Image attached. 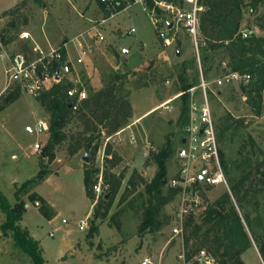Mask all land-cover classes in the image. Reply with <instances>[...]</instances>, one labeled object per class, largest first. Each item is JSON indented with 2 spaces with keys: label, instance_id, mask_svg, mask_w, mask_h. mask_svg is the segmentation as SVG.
Segmentation results:
<instances>
[{
  "label": "rangeland",
  "instance_id": "rangeland-1",
  "mask_svg": "<svg viewBox=\"0 0 264 264\" xmlns=\"http://www.w3.org/2000/svg\"><path fill=\"white\" fill-rule=\"evenodd\" d=\"M245 11L241 31L248 32V37L264 36L259 27L264 3L257 12L249 13L248 8ZM105 12L98 0H0V18L4 19L0 38L7 50H21L31 56L35 55L34 47L39 46L45 53L63 48L75 62L76 40L87 35L93 24L106 20L99 26L105 41L63 82L66 88L84 89L89 108L82 114L74 113L72 123L63 129L66 139L50 155L45 150L49 134L36 136L32 132L39 120L50 121L44 93L33 97L20 86L10 84L8 61L0 52V193L16 206L15 192L25 182L38 179L40 171L49 173L21 194L26 207L19 223L39 242L46 264L204 263L199 255L195 256L197 260L186 262L188 250L183 235L174 232L180 195L171 187V181L178 178L177 151L182 147L187 125L181 116L188 105L180 98L182 68L188 66L184 75L197 85L194 100H202V79L208 84L218 135H224L219 144L225 174L229 166L228 170L239 178L240 171L235 167L246 158L255 165L264 161V112L261 117L254 116L242 91L243 84L216 83L227 73L223 64L230 69L227 51L211 50L200 36L197 54L182 28L177 30L175 42L166 45L142 3L109 19H105ZM131 29L135 32L128 34ZM24 31L32 39L22 41L20 34ZM206 55L210 57L207 61ZM116 72L121 79L113 82ZM191 100L190 94L189 104ZM225 126L227 131H223ZM37 141L43 144L39 153L33 148ZM168 143L173 153L167 161V182L162 187V198L167 202L162 207L161 224L141 234L144 210L151 198L145 183L154 179L158 170L154 156ZM79 145L83 148L76 151ZM62 168L63 173L44 182ZM81 169L84 177L85 171L92 173L94 198L86 194ZM101 178L102 193L97 196L94 187ZM226 178L231 193L225 186L206 191L208 204L228 194L236 211L243 220L249 216L254 234L264 241V190L257 195L251 192L248 202L239 204L227 174ZM119 181L121 186L108 216L96 220L95 212H106L110 191ZM205 208L185 219V229L191 220H201ZM56 213L57 220L51 222ZM95 220L98 231L91 238L90 224ZM82 222L87 224L85 230L80 229ZM5 223L6 214L0 209V264H32L15 247L12 233L3 234ZM249 235L252 246L242 255L243 262L264 264L257 243L250 232ZM206 264L216 263L212 260Z\"/></svg>",
  "mask_w": 264,
  "mask_h": 264
},
{
  "label": "trees",
  "instance_id": "trees-1",
  "mask_svg": "<svg viewBox=\"0 0 264 264\" xmlns=\"http://www.w3.org/2000/svg\"><path fill=\"white\" fill-rule=\"evenodd\" d=\"M170 1L180 2L182 0ZM202 3L207 8V11L201 17V40L209 44V48L213 51L222 49L229 53L231 71L242 75H250L251 81L247 85H242V91L246 94L248 105L251 107L254 116L261 117L264 112V36L244 38L241 25L246 13L245 10L248 8L247 12L249 13L257 12L259 7L264 3V0H202ZM102 8L106 11L105 19L111 18L113 13L106 10L103 6ZM158 12L160 13V11ZM259 21L261 22L259 27L264 31V15ZM205 51L207 49H204ZM209 58L208 55L205 56L206 61ZM188 69V66H184L179 76L182 81L180 98H183L188 104L187 107H184L181 118H185L187 123L189 119V90L197 86L194 81L189 79L188 75H184ZM118 79H121V75L116 72L115 77L111 80L116 82ZM72 87L66 88L61 83L43 94V102L50 106L49 110L51 113L48 132L50 138L45 147L49 155L54 152L57 144L66 139L63 129L72 123L74 119L75 112L70 108L71 100L67 96V91ZM88 108L89 105L86 99L78 114H82ZM227 130L228 127L225 126L223 131ZM219 138L223 140L224 135L221 133ZM80 148L83 147L79 145L76 151ZM172 153V147L168 143L165 149L154 156L158 170L154 179L150 183H145L151 198L144 210V221L140 228L141 234L160 227L162 207L167 202L166 199L162 198V187L167 182V161ZM221 156L223 166L225 167L222 152ZM228 167L226 174L233 191L238 195L237 203L248 202L251 192L257 195L264 190V161H260L255 165L251 159H244L235 167V170L240 171L239 178L232 171H229ZM48 174V172L44 173L40 171L38 179L25 182L20 190L15 192L18 202L16 206H12L6 197L0 193V209L6 214V223L2 228L3 234L8 235V232L12 233L15 247L25 254L32 264H46V261L44 260L43 250L39 242L19 224L26 207V203L21 200V194H26L30 186H34L37 181L44 180ZM92 179V173L85 171L84 183L88 198H94ZM132 181H130L131 184L135 185ZM120 186L121 182L119 181L111 189L110 199L106 201V212L100 214L96 211V220L99 218L102 220L106 219ZM96 220L90 224L89 236L91 238L98 231ZM244 220L232 205L228 194L214 203L206 205L201 214V220L196 223L191 220L189 222L190 225L184 230V245L188 250L185 253L186 262L194 258L197 260L195 256L200 255L204 251L207 255V261L201 264L209 263L212 260L216 264H245L242 260V255L252 246L250 232L257 243L264 263V241L254 234V228H252L248 215L244 216ZM191 242H193L192 245H190Z\"/></svg>",
  "mask_w": 264,
  "mask_h": 264
},
{
  "label": "built area",
  "instance_id": "built-area-1",
  "mask_svg": "<svg viewBox=\"0 0 264 264\" xmlns=\"http://www.w3.org/2000/svg\"><path fill=\"white\" fill-rule=\"evenodd\" d=\"M136 3L143 4L144 11L148 12L152 24L159 33V38L166 45L171 46L175 42L177 30L182 28L199 54L200 24L202 13L205 11L202 0H182L180 2L170 0H99V4L111 11L112 15L119 14ZM2 22L4 19L0 18V23ZM105 22L106 20H103L100 24H93L87 35L82 34V39L76 40L77 57L75 62L70 59L63 48L52 49L45 53L39 46L34 47V56L21 50L11 52L7 50V45L0 38L1 57L7 58V74L10 84L20 86L33 97H39L55 85L63 83L65 78L73 73V69L84 65L86 57L94 55L99 45L105 41V35L99 28ZM134 32L135 30L131 29L128 34ZM248 36V32L243 33L244 38ZM20 39L25 42L32 39V36L24 31L20 34ZM223 65L227 73L216 80L218 85L234 83L247 85L250 83V75L233 72L226 63ZM199 87L203 92L200 102L194 100L197 88L189 90L192 96L189 104V119L184 130L182 147L177 151L178 178L171 181V187L180 195L175 210L177 225L174 228V232L178 235L184 234L185 219L194 216L208 205L209 199L206 191H213L220 186H225L229 194L231 193L224 171L219 135L208 99V84L202 79ZM67 96L71 100L70 106L74 112H78L83 102L88 98L86 91L78 86L70 88L67 91ZM49 128V122L41 119L36 123L32 132L36 136H44L48 134ZM131 140L134 141L135 136ZM33 148L35 152L39 153L43 150V144L37 141ZM146 155L147 153H145ZM94 191L97 196L101 195L102 178L94 187ZM80 226V229L84 230L87 224L82 222ZM199 257L204 258L202 262H205L206 252H201Z\"/></svg>",
  "mask_w": 264,
  "mask_h": 264
},
{
  "label": "crops",
  "instance_id": "crops-1",
  "mask_svg": "<svg viewBox=\"0 0 264 264\" xmlns=\"http://www.w3.org/2000/svg\"><path fill=\"white\" fill-rule=\"evenodd\" d=\"M108 22V21H107ZM155 108H153L152 110H150L148 113H150L151 111H153ZM147 113V114H148ZM67 169V168H66ZM66 169H64V170H66ZM70 170H72V168H69ZM82 170V174H83V183H84V179H85V177H84V171H83V169H81ZM72 171H74V170H72ZM60 173H63V168L60 170V171H57L56 173H54V174H51L44 182H46V181H50L52 178H54L55 176H57V175H59ZM84 188H85V183H84ZM85 191H86V189H85ZM37 192H38V189H37ZM48 203H49V201H48ZM53 207V206H52ZM54 208V207H53ZM92 208H93V206H92ZM57 216H58V214L56 213V216L54 217V218H52L50 221L51 222H54V221H56L57 220ZM88 217V216H87ZM85 230V229H84Z\"/></svg>",
  "mask_w": 264,
  "mask_h": 264
},
{
  "label": "water",
  "instance_id": "water-1",
  "mask_svg": "<svg viewBox=\"0 0 264 264\" xmlns=\"http://www.w3.org/2000/svg\"><path fill=\"white\" fill-rule=\"evenodd\" d=\"M170 27H172V25H171V24H170ZM70 108H71V106H70ZM184 142H185V141H184ZM85 161H88V158H87V157L85 158Z\"/></svg>",
  "mask_w": 264,
  "mask_h": 264
}]
</instances>
